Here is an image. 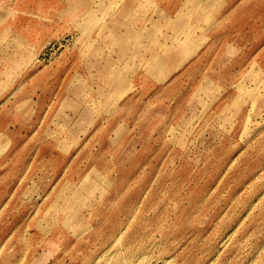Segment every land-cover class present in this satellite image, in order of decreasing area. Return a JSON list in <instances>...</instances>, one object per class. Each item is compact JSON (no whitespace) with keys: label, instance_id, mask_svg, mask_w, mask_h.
Listing matches in <instances>:
<instances>
[{"label":"rangeland","instance_id":"obj_1","mask_svg":"<svg viewBox=\"0 0 264 264\" xmlns=\"http://www.w3.org/2000/svg\"><path fill=\"white\" fill-rule=\"evenodd\" d=\"M0 264H264V0H0Z\"/></svg>","mask_w":264,"mask_h":264}]
</instances>
